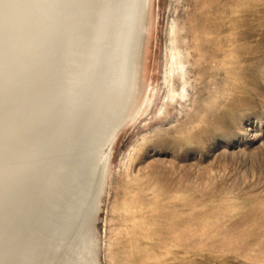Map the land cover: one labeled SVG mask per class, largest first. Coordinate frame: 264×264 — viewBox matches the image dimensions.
Instances as JSON below:
<instances>
[{
  "label": "rangeland",
  "instance_id": "374dc122",
  "mask_svg": "<svg viewBox=\"0 0 264 264\" xmlns=\"http://www.w3.org/2000/svg\"><path fill=\"white\" fill-rule=\"evenodd\" d=\"M143 57L151 90L109 155L99 264H264V0H151Z\"/></svg>",
  "mask_w": 264,
  "mask_h": 264
},
{
  "label": "bare ground",
  "instance_id": "6f19581e",
  "mask_svg": "<svg viewBox=\"0 0 264 264\" xmlns=\"http://www.w3.org/2000/svg\"><path fill=\"white\" fill-rule=\"evenodd\" d=\"M150 23L151 0H0V264H99L111 142L151 90Z\"/></svg>",
  "mask_w": 264,
  "mask_h": 264
},
{
  "label": "water",
  "instance_id": "95a60500",
  "mask_svg": "<svg viewBox=\"0 0 264 264\" xmlns=\"http://www.w3.org/2000/svg\"><path fill=\"white\" fill-rule=\"evenodd\" d=\"M117 136H118V135H117ZM117 136L112 140V142H111V146H113L114 141H115V139L117 138ZM110 152H111V148H110ZM108 160H109V157H108Z\"/></svg>",
  "mask_w": 264,
  "mask_h": 264
}]
</instances>
